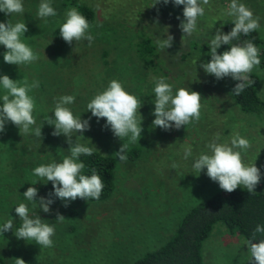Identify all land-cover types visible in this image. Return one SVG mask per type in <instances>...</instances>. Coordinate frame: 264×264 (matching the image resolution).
Masks as SVG:
<instances>
[{"label":"rangeland","instance_id":"374dc122","mask_svg":"<svg viewBox=\"0 0 264 264\" xmlns=\"http://www.w3.org/2000/svg\"><path fill=\"white\" fill-rule=\"evenodd\" d=\"M88 2L95 4L97 10L96 21L90 28L95 37L91 46L87 40L69 45L60 36L59 23L67 10L62 0H52L57 15L49 17L47 23L37 18L40 0H23L24 14L10 16L0 11V22L25 21L28 31L23 39L39 56L30 64H8L3 59L6 48L0 45V75L7 74L13 80L26 77L30 83L39 81V87L30 95L36 101L35 126L43 124L42 140L32 134L21 135L10 122L0 133V225L13 221V229L0 235V254L7 264H14L17 257L27 264H133L161 247L190 207L222 190L218 182L206 175V169L197 177L192 173L191 158L183 159L185 146H190L193 155H197L206 151L205 144L217 134L221 142L230 140L234 132L250 140L252 147L244 155V161L255 162L260 169L261 180L256 189L264 190V115L242 112L227 90L234 79L217 80L206 74L200 64L211 59L209 52L188 45L198 33L212 39L217 28L232 20L222 15L231 0H210L204 6L205 15L198 20L197 31L182 44L177 16L183 19V7L173 9L178 6L171 0L170 4L161 0L154 6L156 0ZM240 2L260 18L261 27L257 31L264 41V0ZM151 14L158 15L155 19L161 17V27L154 26L151 30L160 31L161 40L167 34L174 39L170 48L161 49L154 62L145 66L135 55L132 40L139 34L135 26L138 18ZM221 30L225 32L223 27ZM144 32L150 33L148 29ZM229 47L221 45L217 51L222 53ZM182 52H189L185 61L179 55ZM252 72L259 76L257 90L264 100V66L260 64ZM159 76H164L174 90L186 85L201 94L199 122L171 130L152 127L154 78ZM112 79L123 82L129 92L142 100L141 138L126 149V162L115 155L123 141L104 127L105 118L98 122L86 107ZM62 95L75 96V103L70 105L74 114H81V119L91 117L90 129L83 133L85 138L80 142L91 140L97 151L116 158L115 190L106 200L77 198L67 207L63 201L53 199L51 211L45 213L38 205L26 201L23 193L33 186L38 189L37 200L40 196L48 197L52 183L31 184L36 179L32 170L42 163L61 161L69 154L66 137L53 136L54 125L44 122L46 116L53 115L54 98ZM173 162L179 165L176 169L171 167ZM21 202L28 204L31 213L55 224L53 247L40 248L34 241L17 239L14 231L21 221L15 207ZM57 211L66 218L62 223L55 221ZM203 253L204 264H253L243 237L230 233L221 222L204 243Z\"/></svg>","mask_w":264,"mask_h":264},{"label":"clouds","instance_id":"9594fccd","mask_svg":"<svg viewBox=\"0 0 264 264\" xmlns=\"http://www.w3.org/2000/svg\"><path fill=\"white\" fill-rule=\"evenodd\" d=\"M159 2L161 0H156L152 6ZM162 2L168 4L169 0H162ZM171 2L175 6L183 5V19L177 16L180 20L179 28L182 31V44L186 37H191L197 31L198 20L205 15L204 6L209 5L210 0H171ZM0 11L10 16L24 14L23 0H0ZM56 15L52 0H40L37 10L38 19L47 23L49 17ZM222 15L232 17L233 27L227 33L221 30L223 25L216 29L209 45L211 59L202 62L200 67L206 74L214 76L217 80L231 77L238 81L231 93L240 95L250 83H253L249 74L261 63L260 49L252 40L241 41V35L247 37L260 29V18L240 0H231ZM91 27L88 19L78 8L71 7L66 10L58 28L60 36L69 45L74 41L87 40L88 45L91 46L95 39L90 32ZM27 31L24 20H18L15 23L10 20L7 23L0 22V45L6 48L3 54L5 63L19 66L39 59L38 54L23 39ZM173 39L171 34H167L166 38L157 40L156 44L162 50L167 49L172 46ZM221 45L230 47L219 53L217 49ZM154 83L153 128L180 129L182 126L199 122L202 109V96L199 92L186 85L174 90L164 76L155 77ZM38 87L39 81L34 80L30 83L26 77L13 80L7 74L0 75V101H2L0 103V133L6 130V124L10 122L19 129L21 135L32 134L42 140L43 124L35 126L36 118L33 113L36 109V101L30 95L32 90ZM74 103V95L54 98L53 115H48L44 119L48 125H54L51 133L53 136L66 137L69 154L65 155L61 161L53 160L36 166L32 170V175L36 179L30 183L35 185L37 182L50 181L53 192L49 193L48 197L40 196L38 200L36 187L30 186L23 193L26 201L38 205L45 213L51 211L53 195L63 201L64 206L67 207L69 202L77 198L99 199L104 188V182L97 169L92 168L90 175L83 173L85 164L80 157L92 156L97 148L91 143L90 138V143L80 142L85 138L83 133L90 129L91 117L81 119V114H74L70 107ZM86 107L98 122L101 118H105L104 127L110 128L113 135L123 141L115 155L120 161L126 162L128 158L125 154L126 149L130 144L138 143L141 138L143 120L140 112L141 98L129 92L120 80L112 79L102 91H98L90 99ZM251 147L250 140L239 132H234L230 140L223 142L217 134L205 144L206 151H201L197 155H193V149L190 146H185L183 159L191 158L192 173L197 177L202 170L206 169V175L212 181L218 182L220 189L226 192L231 193L238 187H243L248 193H254L261 180V171L255 162L245 163L244 161V155ZM178 166L176 162H173L171 167L176 169ZM15 212L21 221L20 226L14 231L17 239L34 241L40 248L54 246L52 238L55 235V224L48 223L37 213H31L27 203L21 202L16 205ZM65 219L57 211L55 221L62 223ZM12 229L13 221L7 220L0 225V235ZM257 234L261 236L258 240ZM245 244L248 246L249 260L253 264H264V225L258 224L252 232V239L245 241ZM14 264H27V262L17 257Z\"/></svg>","mask_w":264,"mask_h":264},{"label":"trees","instance_id":"16d2710c","mask_svg":"<svg viewBox=\"0 0 264 264\" xmlns=\"http://www.w3.org/2000/svg\"><path fill=\"white\" fill-rule=\"evenodd\" d=\"M88 1L90 0H62V4L66 9L71 7L78 8L88 19L90 25H93L96 21L97 10L94 7L95 4L92 6ZM182 7L181 5L178 7L173 6V9L177 10L179 8V10H182ZM154 17H158V15L138 18L135 23L139 34L133 38L132 47L135 55L141 59L142 64L145 66H150L154 62V56L161 50L156 44L158 39L161 40L158 36L160 31L151 30V27L154 26L156 28L157 26L161 27V17L158 19ZM232 27V20L223 26L226 33ZM146 29L154 36L150 33H145L144 30ZM206 36L208 35L198 33L189 40L188 45L197 49V51L209 52L211 38L209 37V39ZM244 39L252 40L260 48V64L264 66V41L259 36L258 31L250 33L247 37L242 34L241 41ZM188 54L189 52H182L179 55L185 61ZM249 76L253 83H250L240 95L231 93L238 82L236 80L230 81L227 90L233 102L239 106L242 112L264 115V100L259 96L257 90L259 76L253 72ZM80 160L85 164L84 174L90 175L91 169L95 168L104 182L100 198H90L89 200L108 199L115 190L116 158L96 150L92 156L82 155ZM48 189L50 193L53 192L52 184L49 185ZM52 199L62 202L54 195ZM219 222L226 226L230 233L240 235L245 241L252 239V232L255 227L258 224L264 225V190L255 189L254 193H248L246 188L238 187L231 193L220 190L212 196L201 200L197 205L188 209V212L179 221L175 231L161 247L149 251L133 264H204V243L211 236L216 224ZM259 238L261 236L257 234L256 239L258 240ZM0 264H7L1 254Z\"/></svg>","mask_w":264,"mask_h":264}]
</instances>
